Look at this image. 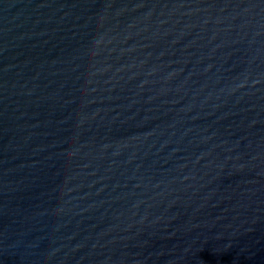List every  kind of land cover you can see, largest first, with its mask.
Returning <instances> with one entry per match:
<instances>
[{"label": "water", "instance_id": "obj_1", "mask_svg": "<svg viewBox=\"0 0 264 264\" xmlns=\"http://www.w3.org/2000/svg\"><path fill=\"white\" fill-rule=\"evenodd\" d=\"M0 264H264V0H0Z\"/></svg>", "mask_w": 264, "mask_h": 264}]
</instances>
